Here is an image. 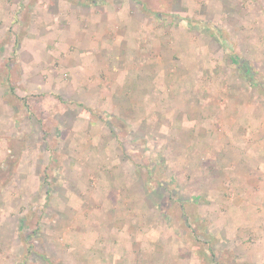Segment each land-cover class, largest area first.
Instances as JSON below:
<instances>
[{"label":"rangeland","instance_id":"obj_1","mask_svg":"<svg viewBox=\"0 0 264 264\" xmlns=\"http://www.w3.org/2000/svg\"><path fill=\"white\" fill-rule=\"evenodd\" d=\"M85 1L0 0V264H264V0Z\"/></svg>","mask_w":264,"mask_h":264},{"label":"crops","instance_id":"obj_2","mask_svg":"<svg viewBox=\"0 0 264 264\" xmlns=\"http://www.w3.org/2000/svg\"><path fill=\"white\" fill-rule=\"evenodd\" d=\"M125 1H127V2H125ZM131 1H132V4H136L135 3L136 0H124V1L123 0H100V1H96L95 0V1H93L91 3H89L88 1H85L84 5H83L84 6L83 8L84 9L86 8L87 10L89 9L91 11L92 10H96V8H98V9L104 11V12H108V11L111 12L112 10H124V9L126 10V9L131 7V5H130ZM124 3H127V5L124 4ZM80 5H82V4H80ZM80 8H82V7L80 6ZM109 14L110 15L106 16V19L105 18H104V20L100 19V21L106 27L110 28L112 26V22L114 21V19H112V13H109ZM109 16H111V18ZM115 21L118 22L119 20H115ZM140 31H142V30H140ZM125 34H127V32ZM130 36H131V34H130ZM130 36L128 35V38ZM125 37H124V39H125ZM195 62H197V61H195ZM166 73H168V70H166Z\"/></svg>","mask_w":264,"mask_h":264}]
</instances>
